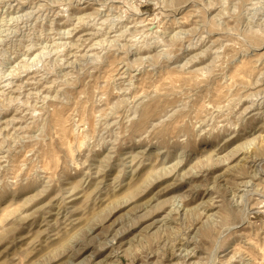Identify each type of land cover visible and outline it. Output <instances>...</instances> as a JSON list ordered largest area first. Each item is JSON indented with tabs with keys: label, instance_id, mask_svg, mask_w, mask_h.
Listing matches in <instances>:
<instances>
[{
	"label": "rangeland",
	"instance_id": "374dc122",
	"mask_svg": "<svg viewBox=\"0 0 264 264\" xmlns=\"http://www.w3.org/2000/svg\"><path fill=\"white\" fill-rule=\"evenodd\" d=\"M0 264H264V0H0Z\"/></svg>",
	"mask_w": 264,
	"mask_h": 264
},
{
	"label": "bare ground",
	"instance_id": "6f19581e",
	"mask_svg": "<svg viewBox=\"0 0 264 264\" xmlns=\"http://www.w3.org/2000/svg\"><path fill=\"white\" fill-rule=\"evenodd\" d=\"M17 103V102H16ZM57 119V118H56ZM58 119H59V117H58Z\"/></svg>",
	"mask_w": 264,
	"mask_h": 264
}]
</instances>
